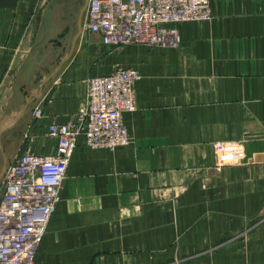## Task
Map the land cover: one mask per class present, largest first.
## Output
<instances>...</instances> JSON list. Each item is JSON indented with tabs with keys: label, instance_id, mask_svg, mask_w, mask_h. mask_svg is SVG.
Listing matches in <instances>:
<instances>
[{
	"label": "crops",
	"instance_id": "0c3cea01",
	"mask_svg": "<svg viewBox=\"0 0 264 264\" xmlns=\"http://www.w3.org/2000/svg\"><path fill=\"white\" fill-rule=\"evenodd\" d=\"M52 1L0 0V195L18 155L55 152L48 127L75 117L88 78H141L132 143L80 138L36 264H264V0H212L211 21L177 25V49L88 33L93 49L62 56L28 43Z\"/></svg>",
	"mask_w": 264,
	"mask_h": 264
},
{
	"label": "built area",
	"instance_id": "2783aa9c",
	"mask_svg": "<svg viewBox=\"0 0 264 264\" xmlns=\"http://www.w3.org/2000/svg\"><path fill=\"white\" fill-rule=\"evenodd\" d=\"M212 19V0H89L82 29L110 47L137 44L177 49L178 24ZM140 78V72L130 67L88 78L75 117L48 127V134L58 139L55 152L26 150L9 165L0 195V264H36L80 138L93 150L132 143L124 115L137 108ZM34 115L41 118L43 109L36 107Z\"/></svg>",
	"mask_w": 264,
	"mask_h": 264
},
{
	"label": "rangeland",
	"instance_id": "374dc122",
	"mask_svg": "<svg viewBox=\"0 0 264 264\" xmlns=\"http://www.w3.org/2000/svg\"><path fill=\"white\" fill-rule=\"evenodd\" d=\"M62 2L66 1H52L46 12V7H43L37 22L34 24V29H32L28 43L29 45L35 44V49H42L43 55L56 51L58 55L62 56L63 52L65 54L71 49H93L92 47L88 48V46L94 44L91 36L88 33H84L82 29L85 14L79 24V11L83 6L84 0H80L79 5L74 7ZM127 46L135 47L136 45ZM128 47H110L105 49L121 51ZM144 48L148 49L147 46H144Z\"/></svg>",
	"mask_w": 264,
	"mask_h": 264
},
{
	"label": "water",
	"instance_id": "95a60500",
	"mask_svg": "<svg viewBox=\"0 0 264 264\" xmlns=\"http://www.w3.org/2000/svg\"><path fill=\"white\" fill-rule=\"evenodd\" d=\"M87 5H88V0H87V2H86V5H85V7L83 8L82 12H85V11H86V9H87ZM82 14H84V13H82Z\"/></svg>",
	"mask_w": 264,
	"mask_h": 264
}]
</instances>
